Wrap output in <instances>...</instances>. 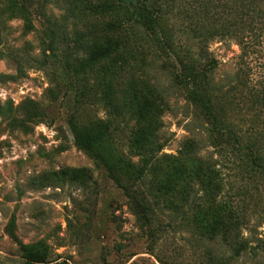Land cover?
<instances>
[{
  "label": "trees",
  "instance_id": "1",
  "mask_svg": "<svg viewBox=\"0 0 264 264\" xmlns=\"http://www.w3.org/2000/svg\"><path fill=\"white\" fill-rule=\"evenodd\" d=\"M3 1L27 30L33 16L40 18L56 41V49H47L74 91L66 119L73 143L128 197L138 220L151 226L156 210H166L170 223L206 242L220 240L240 256L248 247L240 238L243 216L238 206L220 200L217 164L195 154L158 164L165 101L145 83L147 66L139 62L155 47L162 50L173 82L206 120L211 147L229 152L242 180L264 182V0H59L64 12L58 19L45 14L49 0ZM214 41L240 51L237 70L224 85L213 81L216 62L208 46ZM91 94L107 111L104 118L81 116L78 106ZM239 113L248 117L244 128L235 122ZM119 132L127 133L128 154L117 144ZM17 245L23 264H67L51 260L43 246ZM208 255L219 264L218 256Z\"/></svg>",
  "mask_w": 264,
  "mask_h": 264
},
{
  "label": "rangeland",
  "instance_id": "2",
  "mask_svg": "<svg viewBox=\"0 0 264 264\" xmlns=\"http://www.w3.org/2000/svg\"><path fill=\"white\" fill-rule=\"evenodd\" d=\"M61 6L49 0L45 14L58 19ZM30 22L27 30L25 20L0 0V264H23L18 243L43 246L51 260L67 264H214L209 252L219 264H264V182L242 180L229 152L211 147L206 120L173 82L165 53L155 47L139 62L147 66L145 83L155 85L165 101L158 164L194 154L217 164L224 184L220 200L238 206L243 216L240 238L248 247L238 257L224 242H206L185 225L170 223L166 210H156L151 226L138 220L128 197L74 145L66 124L74 91L47 49L57 43L40 18ZM208 53L216 62L213 81L224 85L237 70L240 51L231 42L214 41ZM91 96L78 106L81 116L104 118L107 111ZM222 108L227 113L231 107L225 101ZM235 118L247 126L248 117ZM117 138L128 154L127 133Z\"/></svg>",
  "mask_w": 264,
  "mask_h": 264
}]
</instances>
